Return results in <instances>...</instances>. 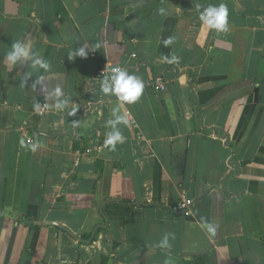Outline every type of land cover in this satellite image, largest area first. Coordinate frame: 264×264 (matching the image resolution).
<instances>
[{
	"label": "crops",
	"instance_id": "1",
	"mask_svg": "<svg viewBox=\"0 0 264 264\" xmlns=\"http://www.w3.org/2000/svg\"><path fill=\"white\" fill-rule=\"evenodd\" d=\"M0 264H264V0H0Z\"/></svg>",
	"mask_w": 264,
	"mask_h": 264
},
{
	"label": "clouds",
	"instance_id": "2",
	"mask_svg": "<svg viewBox=\"0 0 264 264\" xmlns=\"http://www.w3.org/2000/svg\"><path fill=\"white\" fill-rule=\"evenodd\" d=\"M197 10L199 11L201 5H196ZM163 13V9H160ZM228 8L227 5L221 3L219 6L209 5L204 9V11H200L199 19L203 22L210 29H216L217 31H226L228 25ZM171 39L165 41V44L171 43ZM31 46L23 47L19 43H15L12 45L13 51L9 52L7 55V60L15 63L17 59L21 56L27 57L28 56V48ZM81 57H87V53L84 48H81L78 52ZM69 59H74L75 54L73 52L69 53ZM175 56L173 57V61H175ZM173 61H169L172 63ZM36 64H40L41 62L37 59L35 61ZM43 67H47L46 64L42 65ZM111 82L114 83V88L109 86V80L106 78L102 81V93L107 94L112 92L115 95L119 96V100L122 102L127 103H135L143 93L144 84L137 76H128L126 70L120 67H114L111 69ZM58 108H65V103H60L57 105ZM75 109H73L69 114H74ZM119 122L127 124L128 121L125 119L124 116L119 117ZM110 123H115L110 121ZM117 142H123V136L120 132H116L115 134L109 133L106 136L104 141L105 146H111L112 150H115V146ZM24 141L21 140V144ZM33 150H35V145L33 146ZM208 231L212 234H215V228L211 225H207ZM165 246H168L165 243Z\"/></svg>",
	"mask_w": 264,
	"mask_h": 264
},
{
	"label": "built area",
	"instance_id": "3",
	"mask_svg": "<svg viewBox=\"0 0 264 264\" xmlns=\"http://www.w3.org/2000/svg\"><path fill=\"white\" fill-rule=\"evenodd\" d=\"M114 67H118V66H115L109 62L103 63L98 69V76L100 78H107L111 73V69ZM153 86L156 91H164L166 89L165 83H163L160 79H156ZM192 204H193L192 199L185 198L182 201H180L174 209L185 211L186 209H189Z\"/></svg>",
	"mask_w": 264,
	"mask_h": 264
},
{
	"label": "water",
	"instance_id": "4",
	"mask_svg": "<svg viewBox=\"0 0 264 264\" xmlns=\"http://www.w3.org/2000/svg\"><path fill=\"white\" fill-rule=\"evenodd\" d=\"M177 212H178V211H177ZM183 212H184V211H183ZM106 223H107V220H106ZM48 224H54V225H56V226H58V227H60V228H62V229H65V230L68 231L71 235H73V233H72L69 229L63 227L62 225H60V224H58V223H48ZM102 226H103V225H100L99 227H102ZM99 227H98V228H99ZM96 230H97V229H96ZM96 230L92 233L91 239L94 237ZM91 239H90V240H91Z\"/></svg>",
	"mask_w": 264,
	"mask_h": 264
}]
</instances>
